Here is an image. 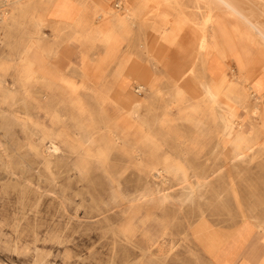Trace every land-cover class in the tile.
<instances>
[{
  "label": "rangeland",
  "instance_id": "1",
  "mask_svg": "<svg viewBox=\"0 0 264 264\" xmlns=\"http://www.w3.org/2000/svg\"><path fill=\"white\" fill-rule=\"evenodd\" d=\"M50 1L0 0V264H264V0L234 1L238 30L225 0H150L151 17L165 7L197 36L219 8L216 50L231 35L245 57L214 78L195 41L184 53L165 33L175 57L151 53L148 80L123 90L126 51L101 29L64 37ZM201 81L220 105L241 100L244 134L218 149Z\"/></svg>",
  "mask_w": 264,
  "mask_h": 264
},
{
  "label": "crops",
  "instance_id": "2",
  "mask_svg": "<svg viewBox=\"0 0 264 264\" xmlns=\"http://www.w3.org/2000/svg\"><path fill=\"white\" fill-rule=\"evenodd\" d=\"M110 3V6H108L106 0H89L87 2H82L81 0H51L47 7V18L53 26L62 28L64 37H73L74 35H90L93 37L96 29H101L108 34L109 48L112 49L115 47L120 51H126V59L124 60V62H126V67L124 70L121 69L122 73L117 77V90L131 88L137 80H148L151 70L149 65V56L151 53H156L157 51L159 53V57L162 54L161 51L167 52V50H169L168 55L175 57V54H177L175 53V47L170 46L168 48L166 46V42L162 37L163 34L168 33V39L174 41L177 40L175 45L183 46L184 53L186 51V47H191L194 41L198 47L201 35L197 36V30L191 28L189 26V22L187 21L188 19L183 18L182 15H174V17L173 15H170V17L167 18V21H165L163 18H165L166 11L165 7H162L151 17L149 9L153 8L152 4L154 1L150 0H113ZM103 10H108V15L102 16L100 13ZM180 18H182L183 23L180 21ZM219 19L221 18L211 15V27L207 28L205 32L207 43L214 51L211 50L212 52L209 53L207 52L208 48L196 50L201 53L199 54L202 58V66H204V70L207 75L213 76L214 78L225 74L227 69L226 65H229L225 56H227L228 59L230 58L229 60L237 67V62L235 60V53L237 51H234L235 49L229 48L225 51L224 42L222 46L223 49L220 48L219 50H216V36L213 26L216 27V23H218L217 21H219L221 25ZM221 27L223 28L222 25ZM95 40L96 39L94 38V41ZM188 42L189 44H187ZM95 46L100 47V49L108 47L106 43L101 41H99ZM68 48L75 49V46L71 45ZM163 55L164 57L166 56L165 54H162V56ZM120 57H122V54H120ZM179 58L180 63L187 64L186 62L188 61L185 60L182 54ZM61 63L64 64V61ZM122 63L123 61L120 62V64ZM38 65H40V63H38ZM228 81L229 77L226 75L225 85ZM205 84L207 87L212 89L210 84L207 82H205ZM140 89L142 91L143 86L139 88V91ZM202 91H204L203 88ZM131 92V90H128V98L132 101L133 106H138L139 101L137 99H132L133 97H131ZM133 92L137 93L135 91ZM259 92L262 94L261 91ZM198 93L199 92L196 94L197 96ZM225 98V109L228 112L226 120L234 121L230 128L238 126L236 125V108L233 104L236 103L239 105L241 100L240 98L232 100L226 95ZM253 104L255 103H250V107L248 108L249 114L251 113L249 117L250 120H254V114L258 112V110H256L257 105ZM190 107L194 112H198L199 110L194 104H191ZM262 118H264V116ZM256 122L258 123L257 120ZM230 128L226 134L229 132ZM241 128H244V125H241L238 128V131ZM245 255L246 251L244 253V256Z\"/></svg>",
  "mask_w": 264,
  "mask_h": 264
},
{
  "label": "bare ground",
  "instance_id": "3",
  "mask_svg": "<svg viewBox=\"0 0 264 264\" xmlns=\"http://www.w3.org/2000/svg\"><path fill=\"white\" fill-rule=\"evenodd\" d=\"M206 1H208V0H206ZM211 2L213 1V0H210ZM219 0H217V2H218ZM234 1H236V0H225V2L227 3V5H228V7H229V9L225 12V17L227 18V19H232L233 21H234V23H233V25H234V27H235V29L236 30H238V28H237V26L235 25V18H237V17H239L238 16V14H239V12H238V10H236L235 8H233L234 7ZM249 1H252V0H249ZM220 2V1H219ZM213 3H215V2H213ZM215 6V5H214ZM213 8H215V7H213ZM215 10V9H214ZM211 11H213V9H211V8H209V10H208V13L206 14V16L204 17V26H203V29L205 28V24H206V30H207V28H209V27H211V25H210V17H211ZM216 11V13H218L219 14V16L218 17H220L221 15H220V13H221V11H219V8H217V10H215ZM224 17V16H223ZM245 22H246V24H248L251 28H252V25H250V23H249V21L248 20H244ZM224 28V27H223ZM215 27L213 26V30L215 31ZM257 29V28H256ZM255 28H254V31H256L257 33H259V36L264 40V35H262L259 31H258V29L256 30ZM206 30H204L203 32H204V34H202L201 35V40H200V42H199V44H198V47H197V50H200V49H203V48H208V51L207 52H212V51H214L213 49H212V47L207 43V40H206V38H205V32H206ZM230 34V33H229ZM236 44H238L239 45V43L238 42H236L232 37H231V35H230V39H229V45H228V48H232V49H235L234 51H236V46L238 47V45H236ZM238 49H239V47H238ZM212 50V51H211ZM227 50V49H226ZM237 53V59H242L243 57H245V55L243 56L242 54H243V52L240 54L239 52H236ZM229 82V81H228ZM226 83V85H225V90H226V88H227V86L229 85V83ZM201 87L203 88V90H204V93L206 94V96H207V98H209L210 99V102H211V104L209 105V106H203V108H206V111H208L209 112V115H208V117H210V118H213V119H217L218 120V122H221V129H222V131H221V134H220V136H219V138H218V141H217V143H216V149H218V147H220L222 144H221V140H222V138H223V136L226 134V132L228 131V129L230 128V126H231V124L232 123H234V121L233 120H230V121H227L226 120V115L228 114V112H227V110L225 109V103H224V105H220V104H218L217 102H216V96H215V94H214V92H213V89H211V88H209V87H207L206 86V84H205V82L204 81H201ZM226 95V94H225ZM194 105H196V107L200 110V112H194V115H198L199 113H202L201 111H202V109L200 108V106H198L197 105V103H195ZM210 106H211V108H210ZM212 106H214V107H212ZM190 107V106H189ZM134 108H136V107H134ZM190 109H191V107H190ZM192 110V109H191ZM204 111V110H203ZM251 121V123H253L254 125H256V121L255 122H253L254 120H250ZM258 124V123H257ZM243 128H241L239 131H238V133L233 137V139H237L238 137H239V135H240V133L241 134H244L241 130H242ZM248 133H250V132H247V136H248ZM251 134V133H250ZM54 146H56V145H54ZM2 147V146H1ZM56 150V149H55ZM54 151V150H53ZM21 165V164H20ZM201 187V186H200ZM199 189V188H198ZM197 189V190H198ZM184 190V189H183ZM182 190V191H183ZM136 191V190H135ZM190 192V191H189ZM161 193V192H160ZM133 194V193H132ZM182 195H183V193H181ZM186 194V193H185ZM191 195V194H190ZM189 196V195H188ZM171 197V196H170ZM133 198V197H132ZM173 198V197H172ZM175 198V197H174ZM188 198V197H187ZM250 252V251H249ZM249 252H248V254H249ZM250 257V256H249Z\"/></svg>",
  "mask_w": 264,
  "mask_h": 264
}]
</instances>
